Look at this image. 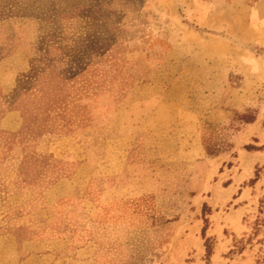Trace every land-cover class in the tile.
Wrapping results in <instances>:
<instances>
[{
    "label": "rangeland",
    "instance_id": "obj_1",
    "mask_svg": "<svg viewBox=\"0 0 264 264\" xmlns=\"http://www.w3.org/2000/svg\"><path fill=\"white\" fill-rule=\"evenodd\" d=\"M263 195L264 0H0V264H262Z\"/></svg>",
    "mask_w": 264,
    "mask_h": 264
},
{
    "label": "trees",
    "instance_id": "obj_2",
    "mask_svg": "<svg viewBox=\"0 0 264 264\" xmlns=\"http://www.w3.org/2000/svg\"><path fill=\"white\" fill-rule=\"evenodd\" d=\"M250 121H251L250 119L246 120V122H250ZM204 148L208 155H214L220 152V148L216 146L209 137L204 139ZM248 149L252 150L255 148L254 146H248ZM258 212L259 214H262V215L258 214L256 220L254 221V226H253L255 229L254 234L260 230H262L264 233V195L259 199ZM205 247H206V256L209 257L212 253L211 243L209 239H206ZM261 263L264 264V257Z\"/></svg>",
    "mask_w": 264,
    "mask_h": 264
}]
</instances>
